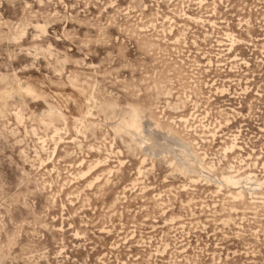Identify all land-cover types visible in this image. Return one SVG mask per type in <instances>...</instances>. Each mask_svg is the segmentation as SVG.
I'll use <instances>...</instances> for the list:
<instances>
[{"label": "rangeland", "instance_id": "rangeland-1", "mask_svg": "<svg viewBox=\"0 0 264 264\" xmlns=\"http://www.w3.org/2000/svg\"><path fill=\"white\" fill-rule=\"evenodd\" d=\"M0 264H264V0H0Z\"/></svg>", "mask_w": 264, "mask_h": 264}, {"label": "bare ground", "instance_id": "bare-ground-1", "mask_svg": "<svg viewBox=\"0 0 264 264\" xmlns=\"http://www.w3.org/2000/svg\"><path fill=\"white\" fill-rule=\"evenodd\" d=\"M124 124H123V127H122V129H125V130H128L129 132H131L132 133V135L133 136H137V137H139V138H137V140L139 141V140H141L140 138H145V136H142V134H143V131H142V129H141V122H140V114L139 113H136L133 117H132V119L131 120H129V121H125L124 120V122H123ZM150 125V124H149ZM66 126V125H65ZM156 126V125H155ZM146 129V128H145ZM146 131V130H145ZM152 131V130H151ZM157 131V129L154 131V132H156ZM170 133V131H167V133ZM160 133V132H159ZM162 133V132H161ZM166 133V132H165ZM163 135V134H162ZM167 135V134H166ZM169 135V134H168ZM148 136V135H147ZM151 136V135H150ZM176 136V135H175ZM157 137V136H156ZM156 137H154V138H156ZM166 137H168V136H166ZM171 137L173 138V135H171ZM170 137V138H171ZM133 138V137H132ZM153 138V137H152ZM153 138V139H154ZM169 138V139H170ZM135 139V138H134ZM168 139V138H167ZM136 140V139H135ZM136 140V141H137ZM155 140H158V139H154L153 141H155ZM160 140V139H159ZM172 140V139H171ZM179 141V140H178ZM171 142V141H170ZM176 142V141H175ZM142 143H143V141H142ZM147 143V142H146ZM179 143V142H178ZM180 143H181V141H180ZM145 144V143H144ZM143 144V145H144ZM156 144V143H155ZM161 144V143H160ZM165 146V145H164ZM173 147V146H172ZM177 147H179V146H177ZM182 147H184V148H186V150H187V152H188V156H191V158L198 164V162H199V164H201V162H200V160L202 159H199L198 157H197V153H195L194 151L192 152V153H195V154H192L191 152H190V150H189V148L186 146V144L185 143H182ZM148 148V150L149 149H151L152 151H157L158 152V149L160 148H162V147H160V146H158V145H152V147L151 146H149V147H147ZM167 148V147H166ZM145 149V148H144ZM170 149V148H169ZM168 149V150H169ZM177 149V148H176ZM147 150V151H148ZM148 151V152H150V153H152V151ZM162 150V149H161ZM164 150V149H163ZM180 150V149H179ZM179 150H177V151H179ZM182 150V149H181ZM229 150V149H228ZM166 151V150H165ZM173 151V150H172ZM159 152H162V151H159ZM174 152V151H173ZM164 153H166V152H164ZM164 153H163V155H164ZM181 153V152H180ZM155 154H157L156 152H155ZM173 153H171V154H169V155H172ZM154 155V154H153ZM165 155H168L167 153L165 154ZM196 155V156H195ZM159 157V156H158ZM175 158L174 159H177V157L176 156H174ZM173 159V160H174ZM192 159H186V156L185 157H183V158H181V159H179V160H181V166H182V168H184V169H186L187 170V172H188V170L189 171H196L197 170V166L196 165H194L193 163H191V160ZM192 160V161H193ZM176 161V160H175ZM178 162V161H177ZM203 163H204V161H202ZM202 163V165H205V164H207V163H204L203 164ZM209 164V163H208ZM211 165V164H210ZM205 166H207V165H205ZM209 166V165H208ZM207 166V167H208ZM178 167V166H177ZM200 167V166H199ZM204 167V166H203ZM207 167H205V168H207ZM212 167V166H211ZM262 167V166H261ZM209 168V167H208ZM181 169V168H180ZM201 169V168H200ZM182 170V169H181ZM214 170V169H213ZM222 171V170H221ZM220 174H221V172L220 171H218ZM191 173V172H190ZM189 173V174H190ZM194 173V172H193ZM217 173V172H216ZM219 173H218V175H217V177L218 176H220L219 175ZM196 174H198V172L196 171ZM205 174H207V175H209L210 176V174H208L206 171H205ZM214 174V173H213ZM212 174V175H213ZM232 174V173H231ZM234 174V173H233ZM250 174V173H249ZM199 175H201L200 173H199ZM211 175V176H212ZM216 175V174H215ZM203 176V175H202ZM223 176V177H222ZM252 176V175H251ZM213 177V176H212ZM215 177V176H214ZM213 177V178H214ZM221 177H222V180L224 181V183H226V185L228 184V185H234V186H240L242 189L240 190V194H242L243 192H244V187L246 186V182H248L247 180H245L244 178V180H245V182L242 180V178L240 179V177L239 176H235V175H229V173H228V175H224V173H223V175H221ZM221 177H219V178H221ZM243 177V176H242ZM245 177V176H244ZM247 177V176H246ZM206 178H208V177H206ZM219 178H217V179H219ZM256 178V177H255ZM209 179V178H208ZM211 179V178H210ZM247 179V178H246ZM260 179V178H259ZM250 180V179H249ZM252 180V179H251ZM261 180V179H260ZM221 181V180H220ZM222 181V182H223ZM256 181V180H255ZM258 181V180H257ZM215 182V181H214ZM218 182V181H217ZM217 182H215L216 184H217ZM222 182H220V183H222ZM252 183V182H251ZM248 184H249V182H248ZM247 184V185H248ZM261 184H262V181H261ZM222 185V184H221ZM220 185V186H221ZM225 185V186H226ZM233 186V187H234ZM249 186V185H248ZM248 186H246L247 188H248ZM257 186V185H256ZM232 187V186H231ZM262 187V186H261ZM237 188V187H236ZM251 188V187H250ZM250 188H248L247 190L250 192L251 191V189ZM260 188V187H259ZM246 190V191H247ZM239 195V194H238ZM166 225V224H165Z\"/></svg>", "mask_w": 264, "mask_h": 264}]
</instances>
